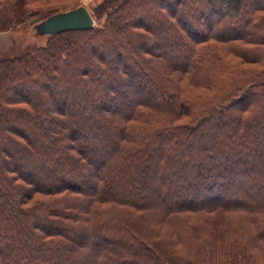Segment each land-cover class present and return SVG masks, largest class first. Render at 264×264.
Listing matches in <instances>:
<instances>
[{
  "label": "trees",
  "instance_id": "16d2710c",
  "mask_svg": "<svg viewBox=\"0 0 264 264\" xmlns=\"http://www.w3.org/2000/svg\"><path fill=\"white\" fill-rule=\"evenodd\" d=\"M245 1L106 0L102 27L0 59V264H264V0Z\"/></svg>",
  "mask_w": 264,
  "mask_h": 264
},
{
  "label": "rangeland",
  "instance_id": "374dc122",
  "mask_svg": "<svg viewBox=\"0 0 264 264\" xmlns=\"http://www.w3.org/2000/svg\"><path fill=\"white\" fill-rule=\"evenodd\" d=\"M256 3V0H252L251 3L248 0L245 1L243 12L240 14L242 15L241 18L247 17L246 11ZM78 6L87 8L95 22V27H102L106 23L108 11L105 7L106 0H0V23L6 18L9 22V26L6 28L3 27V24H0V59L25 57L28 54H34V51L38 49L40 51V49L54 44V41L47 38V36L36 35L33 25L29 23L28 19L34 16L44 18L55 12L66 11ZM199 26L201 29L203 23H199ZM89 112H92V110H85L84 115H89ZM237 186H240L242 190L245 188L240 183L234 188H240ZM38 199L49 200L47 197L37 196L34 203ZM41 222L39 221L38 224H41ZM158 231H161V229ZM248 248L252 251L251 247ZM249 249H246V251L251 254L252 252ZM259 257H261L260 253Z\"/></svg>",
  "mask_w": 264,
  "mask_h": 264
},
{
  "label": "water",
  "instance_id": "95a60500",
  "mask_svg": "<svg viewBox=\"0 0 264 264\" xmlns=\"http://www.w3.org/2000/svg\"><path fill=\"white\" fill-rule=\"evenodd\" d=\"M29 23L33 25L35 34L39 36H53L73 30H88L95 26L90 12L84 6L56 12L44 19L34 18Z\"/></svg>",
  "mask_w": 264,
  "mask_h": 264
}]
</instances>
